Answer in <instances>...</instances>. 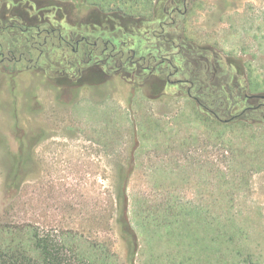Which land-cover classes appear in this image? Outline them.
<instances>
[{
    "label": "rangeland",
    "instance_id": "374dc122",
    "mask_svg": "<svg viewBox=\"0 0 264 264\" xmlns=\"http://www.w3.org/2000/svg\"><path fill=\"white\" fill-rule=\"evenodd\" d=\"M29 1L31 14L60 16L55 0ZM91 1L67 17L85 23ZM171 1L99 0L133 13L126 26L165 17ZM27 2L0 0V14ZM191 3L194 41L224 55L210 79L194 56L203 104L164 71L131 80L93 67L72 80L0 67V223L61 234L95 264H264V0Z\"/></svg>",
    "mask_w": 264,
    "mask_h": 264
},
{
    "label": "flooded vegetation",
    "instance_id": "af4514ba",
    "mask_svg": "<svg viewBox=\"0 0 264 264\" xmlns=\"http://www.w3.org/2000/svg\"><path fill=\"white\" fill-rule=\"evenodd\" d=\"M192 5L193 3L190 6V0H182L183 9H181L179 6H174V0H172L170 2L171 7L167 6L164 10L165 17L147 18L148 20H145L147 22L146 25L145 23H141L143 19L140 21L135 20L134 25L126 26L125 20L121 16L116 18L107 17L101 22L90 21L85 23H79L78 20L73 22L63 21L60 18L46 19L42 17L40 13L41 9L37 10V12L39 11L37 14L30 13V8L34 7V5L30 4L28 0L25 5H21L24 9L20 10L17 8L16 10V8L11 7L13 12H8L5 15L0 14V44L1 41H5L9 37L11 40L9 44L11 46L20 45V47L27 48L29 46L28 42L31 32L42 27L59 29L63 31L61 33L62 39L64 35L67 36L68 42L73 49V54L59 48L54 51V54H58V58L52 60L50 56L53 54L52 51L40 52L34 60L33 58L29 59L33 68L28 70L36 69L47 74L49 71L54 77L67 76L72 80L77 79L85 70L93 67H97L101 71L111 75L119 74L124 78V73L129 72L132 75L131 80H135V78H139L142 75L144 76V80H146L150 77L157 76L160 71H164L166 73L167 84L185 85V95L203 104L193 92L198 82V73L190 68L195 63L194 56L198 54V59L202 63V70L206 71L205 77L209 76L208 79H210L212 78L210 77L212 73H215L214 70L217 69L216 67L212 70V66H217V57H223L224 55L213 45L205 43H202V45L194 41L189 29L186 27L188 22L187 16L192 10ZM99 41L104 43L101 50L98 47ZM72 43L75 44L74 47ZM108 44H111L112 48H122L121 51L123 52L131 49L138 56L148 54L154 59L164 58L168 62L164 63L163 66H155L154 68L150 66V69H143L126 61L119 68H116L114 67L112 59L117 54L112 53L111 50L107 51L104 49ZM79 49L82 55L78 53ZM95 50L100 51V54H97ZM22 54L24 56L25 53ZM80 56H87L91 59L90 63L84 66L82 70L79 62ZM6 59L7 61H5ZM6 59L5 57L0 59V65L3 70L8 71V69H11L17 73L24 71L20 68L13 70L15 69V65L12 63L13 61L10 62V59ZM181 60L183 62L185 61L184 67L182 68L177 64V61ZM186 65L187 70L185 69ZM170 74L172 78H169ZM177 74L183 75L181 77ZM244 78L245 80L248 79L247 76ZM203 81L204 79H201L199 83ZM241 97L251 99L248 94H243ZM259 105L262 106L264 104ZM249 108L255 110L258 106H248L247 110H253ZM242 112L244 113L245 111ZM239 114L237 113L236 116L238 117Z\"/></svg>",
    "mask_w": 264,
    "mask_h": 264
},
{
    "label": "trees",
    "instance_id": "16d2710c",
    "mask_svg": "<svg viewBox=\"0 0 264 264\" xmlns=\"http://www.w3.org/2000/svg\"><path fill=\"white\" fill-rule=\"evenodd\" d=\"M61 33L59 29H53L51 27H42L38 30L31 32L29 39V46L23 48L22 46H11V42L8 37L5 41H1L0 44V59L5 57L10 59V62L14 63L15 69L28 70L33 68L29 59L38 57V53L50 52L54 53L55 50L62 48L67 52L73 54V49L68 42V38L64 35L65 40L61 38ZM161 37V36H160ZM72 42V41H70ZM73 47L75 46L74 43ZM104 43H98V47L101 50ZM127 48V47H126ZM107 51H112V53L117 54L116 57L112 59L114 67L119 68L124 62L128 61L134 65L139 66L143 69H150V66L154 68L155 66H163L164 63L168 61L164 58L154 59L148 54L145 56L136 55L133 50L128 49L126 51H121L122 48L114 47L108 44L106 48ZM96 51V50H95ZM102 52V51H101ZM22 53H25L24 56ZM80 55V49L78 51ZM100 54V51H96ZM43 58V57H42ZM7 61V59L5 60ZM91 59L89 57H79V62L81 70L84 66L90 63ZM48 65V63L46 62ZM1 67V65H0ZM115 68V69H116ZM10 74H15L17 72L8 69ZM14 72V73H13ZM49 75H52L49 73ZM149 74V73H148ZM149 76V75H147ZM146 76V77H147ZM171 77V74L169 75ZM256 89L258 85H254ZM19 168V167H18ZM19 170L16 171V175L13 179L11 188H15L18 184ZM128 177V176H127ZM127 183L123 182L119 185L118 191V202L120 205V215L123 218L125 224L127 225L129 232L136 238L135 232L133 231L128 219H127ZM136 248V244L134 249ZM133 249V250H134ZM0 264H95L91 260L84 259L76 250L74 246H69L62 240L61 234L54 233L52 231L41 230L38 227L32 225H10L8 223H0ZM187 264H204L202 262H189ZM234 264V263H232Z\"/></svg>",
    "mask_w": 264,
    "mask_h": 264
},
{
    "label": "crops",
    "instance_id": "0c3cea01",
    "mask_svg": "<svg viewBox=\"0 0 264 264\" xmlns=\"http://www.w3.org/2000/svg\"><path fill=\"white\" fill-rule=\"evenodd\" d=\"M83 1L84 0H81V1H79V0H55L56 3L54 5V7L56 8V13L60 14V16L58 18L62 19L63 21H69V22L77 21L76 18H72V17L68 18L67 16L69 15L70 9H74V8L79 9L80 6L83 7ZM91 2H93V3H91V5L93 4L92 6H90V4H85V5L87 8H89V10L92 9L94 11H92V13H89L90 11H88L87 13H85L86 15H84V17L80 18L79 20H82L84 18L85 19L84 21H86V22H90V21L101 22L102 20H104L107 17L116 18L111 12L108 13L107 7H105V9H104L102 4H100L99 0H95V1L93 0ZM97 2H99V3H97ZM80 3H81V5H80ZM119 5L117 8V11L122 12V10L124 8L120 7ZM126 14L127 13L125 11V12H122L120 15L123 19H126ZM130 14L133 15V13H130ZM130 14H127V15H130ZM137 19L138 18H136V20Z\"/></svg>",
    "mask_w": 264,
    "mask_h": 264
}]
</instances>
